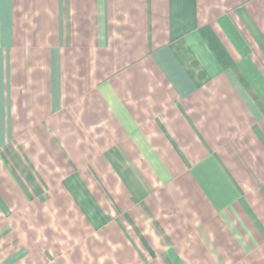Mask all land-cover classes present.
Segmentation results:
<instances>
[{"label": "crops", "instance_id": "obj_1", "mask_svg": "<svg viewBox=\"0 0 264 264\" xmlns=\"http://www.w3.org/2000/svg\"><path fill=\"white\" fill-rule=\"evenodd\" d=\"M0 264H264V0H0Z\"/></svg>", "mask_w": 264, "mask_h": 264}]
</instances>
